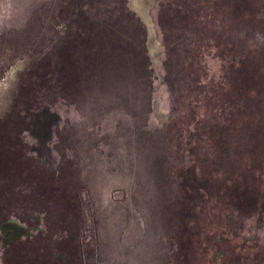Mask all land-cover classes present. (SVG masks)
<instances>
[{
	"label": "rangeland",
	"instance_id": "374dc122",
	"mask_svg": "<svg viewBox=\"0 0 264 264\" xmlns=\"http://www.w3.org/2000/svg\"><path fill=\"white\" fill-rule=\"evenodd\" d=\"M263 158L264 0H0V264H237Z\"/></svg>",
	"mask_w": 264,
	"mask_h": 264
},
{
	"label": "flooded vegetation",
	"instance_id": "af4514ba",
	"mask_svg": "<svg viewBox=\"0 0 264 264\" xmlns=\"http://www.w3.org/2000/svg\"><path fill=\"white\" fill-rule=\"evenodd\" d=\"M264 162V158L262 159ZM259 161V167L262 171L260 174L255 175L253 180L243 183L242 190L239 192L240 195V208L237 213L233 216V230L232 233L236 236L235 240L237 242V252L235 260L237 264H244L246 261V255L244 254L246 245L254 241V250L257 251L256 256L254 255L255 264H263L264 256L260 253L264 251V248L258 247V241H261V238L258 236V229L260 227L262 219V214H264V163ZM243 176L246 179V171L244 170ZM243 178V180H244ZM230 213H227L225 218L228 221L227 224L230 225ZM249 221V224H248ZM228 232L230 231L227 230ZM227 232V233H228ZM231 239L227 236H224L223 239V252L222 258L231 256ZM256 247V249H255ZM263 254V253H262ZM264 255V254H263Z\"/></svg>",
	"mask_w": 264,
	"mask_h": 264
}]
</instances>
